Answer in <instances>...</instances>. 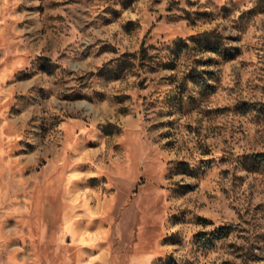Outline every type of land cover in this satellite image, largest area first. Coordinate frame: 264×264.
Returning a JSON list of instances; mask_svg holds the SVG:
<instances>
[{
	"label": "rangeland",
	"instance_id": "374dc122",
	"mask_svg": "<svg viewBox=\"0 0 264 264\" xmlns=\"http://www.w3.org/2000/svg\"><path fill=\"white\" fill-rule=\"evenodd\" d=\"M0 264H264V2L0 0Z\"/></svg>",
	"mask_w": 264,
	"mask_h": 264
},
{
	"label": "trees",
	"instance_id": "16d2710c",
	"mask_svg": "<svg viewBox=\"0 0 264 264\" xmlns=\"http://www.w3.org/2000/svg\"><path fill=\"white\" fill-rule=\"evenodd\" d=\"M264 2V0H262ZM213 50L215 51H224V49H221V47H219V45H216V47H213Z\"/></svg>",
	"mask_w": 264,
	"mask_h": 264
}]
</instances>
